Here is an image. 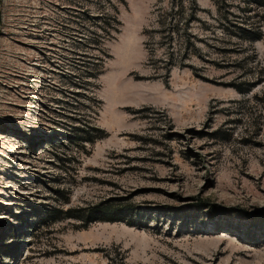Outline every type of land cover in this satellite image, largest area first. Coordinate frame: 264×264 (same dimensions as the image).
Masks as SVG:
<instances>
[{"label": "rangeland", "instance_id": "374dc122", "mask_svg": "<svg viewBox=\"0 0 264 264\" xmlns=\"http://www.w3.org/2000/svg\"><path fill=\"white\" fill-rule=\"evenodd\" d=\"M191 1L0 0V264H264V0Z\"/></svg>", "mask_w": 264, "mask_h": 264}, {"label": "trees", "instance_id": "16d2710c", "mask_svg": "<svg viewBox=\"0 0 264 264\" xmlns=\"http://www.w3.org/2000/svg\"><path fill=\"white\" fill-rule=\"evenodd\" d=\"M196 5H197L196 4V0H192L191 1V6L196 7ZM100 18L101 19L103 18L102 20L104 22L103 25H100L101 26L100 28L102 29V31H104L105 33H107V35H110L111 34L112 29L117 31V29L114 27L115 25H112V23L109 22L110 20H113L111 22L118 23V20H117L116 17H109L108 15H106V16L103 15ZM83 132H85V131H83ZM98 132H99V130H98ZM100 133H101V135H99L98 137L91 138L90 137V133L89 132H85L84 133L85 134V139L84 140L87 141V142L94 143L97 139H100V138L103 137V135H102L103 132H100ZM101 211H106V209L105 208H104V210L101 209ZM60 213H63V212L62 211H58V210H51V211H49L47 213V215H48V217L50 219H52V221H58V220H60V219L63 218L62 216H59L58 215ZM64 215H65L64 218H77V215H74V211L73 210L67 211L66 213H64ZM99 220L106 221L108 219L102 217Z\"/></svg>", "mask_w": 264, "mask_h": 264}]
</instances>
